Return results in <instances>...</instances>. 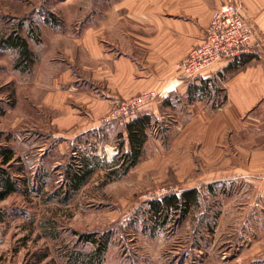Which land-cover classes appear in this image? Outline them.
I'll use <instances>...</instances> for the list:
<instances>
[{"label": "rangeland", "instance_id": "374dc122", "mask_svg": "<svg viewBox=\"0 0 264 264\" xmlns=\"http://www.w3.org/2000/svg\"><path fill=\"white\" fill-rule=\"evenodd\" d=\"M223 1L0 0V147L19 161L0 164L19 185L0 202V264H264V100L254 117L226 107L225 87L264 60V0H241L262 50L139 110L153 123L127 172L114 160L129 121L105 122L181 60L146 62L143 38L156 30L136 21V8L199 21ZM17 34L33 52L26 69L2 46ZM193 188L198 202L184 217L160 223L151 213L149 200Z\"/></svg>", "mask_w": 264, "mask_h": 264}, {"label": "crops", "instance_id": "0c3cea01", "mask_svg": "<svg viewBox=\"0 0 264 264\" xmlns=\"http://www.w3.org/2000/svg\"><path fill=\"white\" fill-rule=\"evenodd\" d=\"M217 1L219 3V0ZM161 6L156 7L157 12L162 11L160 10ZM217 7L218 5H216L211 10L210 16L207 13L204 17L205 19L199 21H195L192 17L186 20L179 19L173 16L169 17L154 13L149 14L147 12H140L141 9L137 7L136 13L139 14L135 16L136 21H146V24L148 25L147 22L151 20L153 22L152 26L155 27L156 30H153L154 33L151 35L152 37L143 38L147 41L146 45L150 46L151 48L146 62L154 58H159V56L162 54L165 57L163 68L165 69L168 65V68H170L173 64L175 67L176 61L178 59L182 60V58L187 54L191 41L202 34L203 29L210 20L212 12ZM176 11H180V9H176L175 12ZM126 15H129V13H126ZM258 24L260 29H262V31L264 32V18L262 20L260 19L258 21ZM171 46L172 49L169 51L168 49ZM174 48L176 50L172 52ZM128 61L129 62L127 63V65H129L131 67L130 69L133 70L135 68L134 62H131V60ZM225 65L226 64L224 62H221L211 67L205 72L203 76H201L203 78H198L193 83L200 84L205 79L204 77H207L206 75H210L211 73L218 71V67ZM142 66L143 69L146 70L145 72H148L151 69V67H149V65L147 64H144ZM175 70L176 71L167 70L165 73H162L159 76H155L153 74L151 76L152 79H148V87L139 91L165 90V92L169 91L170 93H172L173 91L179 89V91L184 90V92H186V87H189V83H187L188 81L180 83L177 67ZM169 84L176 86V88H167ZM225 87L226 93L228 94V104L226 105V107L232 106L242 112L253 111V116L256 117L255 115L259 114V112L256 111V109L258 110L257 105L259 102L264 100V60H251L247 62L246 66L243 67L242 70L238 71L234 77L228 80ZM110 97L113 100L115 98H118L116 96ZM260 174L264 175V170L260 172Z\"/></svg>", "mask_w": 264, "mask_h": 264}, {"label": "built area", "instance_id": "2783aa9c", "mask_svg": "<svg viewBox=\"0 0 264 264\" xmlns=\"http://www.w3.org/2000/svg\"><path fill=\"white\" fill-rule=\"evenodd\" d=\"M257 34L242 10L241 0H224L211 14L199 37L194 38L187 54L177 63L180 83L196 80L221 62H234L244 56L257 55L262 50ZM165 90H144L115 105L105 122L130 121L137 112Z\"/></svg>", "mask_w": 264, "mask_h": 264}, {"label": "trees", "instance_id": "16d2710c", "mask_svg": "<svg viewBox=\"0 0 264 264\" xmlns=\"http://www.w3.org/2000/svg\"><path fill=\"white\" fill-rule=\"evenodd\" d=\"M3 47L18 50V62L16 66L24 64L23 69L33 64V52L29 48V43L26 38L20 34L16 36H10L6 40H3ZM253 56H244L237 61H248ZM235 61V62H237ZM234 63V62H232ZM153 119L149 114L136 115L132 118L125 127L126 139L122 140L121 144V156L114 160V166H118L122 171L127 172L134 166H136L143 154V148L148 140V130L152 126ZM123 136V135H122ZM126 146V148H125ZM15 160V154L12 149L7 147H0V164L4 166H10V163ZM89 165V164H88ZM113 170V169H112ZM20 171V170H17ZM70 171V170H69ZM15 172L9 171L5 168H0V202L10 197L12 194L19 191V185L17 184ZM76 189L81 186L83 178L74 177ZM77 179V180H76ZM198 202V190L193 188L178 193H169L159 198H154L148 201L150 205V211L157 219L158 222L164 223L169 213H175L179 217H184L189 211L190 207L196 205ZM3 217L0 215V220ZM84 241L95 242L90 234L81 236ZM92 259L90 263L92 264Z\"/></svg>", "mask_w": 264, "mask_h": 264}, {"label": "bare ground", "instance_id": "6f19581e", "mask_svg": "<svg viewBox=\"0 0 264 264\" xmlns=\"http://www.w3.org/2000/svg\"><path fill=\"white\" fill-rule=\"evenodd\" d=\"M170 87L172 88V87H174V85H171ZM168 88H169V87H168Z\"/></svg>", "mask_w": 264, "mask_h": 264}]
</instances>
